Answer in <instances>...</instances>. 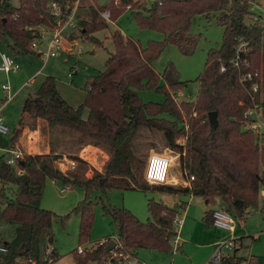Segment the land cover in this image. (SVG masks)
<instances>
[{"label": "trees", "instance_id": "obj_1", "mask_svg": "<svg viewBox=\"0 0 264 264\" xmlns=\"http://www.w3.org/2000/svg\"><path fill=\"white\" fill-rule=\"evenodd\" d=\"M254 0H108L88 6V17L79 18L78 35L71 38L100 44L95 35L108 26L101 12L109 11V20H116L129 10L137 25L164 34L161 40L149 39L142 45L113 30L109 38L113 50L105 59V67L86 79V92L78 105L63 98L56 86V77L47 74L34 92L22 103L17 126L8 138L0 136V144L12 145L23 129L37 130L40 123L69 133L67 143L76 151L25 153L10 164L0 153V220L13 225V236L4 238L0 227V264H53L61 255L54 247L52 221L59 216L64 222L71 213L79 216L78 246L71 250L75 264H89L106 254L108 264H132L131 257L139 248L157 251L172 249L177 235L175 222L181 204L169 205L161 199L147 198L148 217L140 219L129 208L104 203L102 210L116 224L115 245L110 241L78 247L89 240L93 224L94 189H141L148 192L186 193L201 196L208 203L219 198L224 209L236 221H245L251 209L264 212V131L253 127L254 117L244 114L257 109L264 121V21L254 18L249 9ZM56 2L57 16L50 5ZM75 0H0V43L5 39L14 57L38 55L31 42L42 26L51 28L58 17H65ZM222 27L220 44L207 50L201 72L195 78L198 90L194 99L178 101L175 94L186 87L178 69L169 61L163 71L153 68V61L168 43L183 54H191L199 35L190 31L192 19L201 14L210 16ZM239 39L247 41L245 54L250 64L238 68L231 63ZM225 66L220 73L219 67ZM251 70L253 77L241 81L240 73ZM256 90L252 89L253 84ZM153 89L163 100H144L138 89ZM88 113L83 117V109ZM215 110L217 125L212 127L208 112ZM140 127L162 132L165 144L178 153L184 176L193 175L189 185L171 182H149L144 175L145 159L137 152L132 135ZM182 137V138H181ZM183 139L180 141L179 139ZM103 149L107 157L96 169L78 155L85 145ZM66 153L77 161L74 169L62 170L56 160ZM91 168V173L85 172ZM185 177V178H186ZM75 184L83 189V197L73 208L58 215L44 208L41 199L46 180ZM202 221L212 224V210L206 209ZM234 252L222 254L218 264H264V255H238L246 246L244 237L234 238ZM207 264H213L210 261Z\"/></svg>", "mask_w": 264, "mask_h": 264}, {"label": "rangeland", "instance_id": "obj_2", "mask_svg": "<svg viewBox=\"0 0 264 264\" xmlns=\"http://www.w3.org/2000/svg\"><path fill=\"white\" fill-rule=\"evenodd\" d=\"M10 1L14 4L18 3V0ZM96 1L99 4H105L108 0ZM150 1L151 0H147V3ZM88 4V0H85V4L82 0H78V13L80 19L88 17ZM215 13L216 12H212L210 16L197 14L193 17L190 31L198 34L199 39L195 50L191 54H183L175 44L168 43L152 63L153 68L158 73H161L166 64L169 61H172L178 69L180 78L187 80L186 87L175 94V98L178 101L181 99L191 100L195 98L198 90V82L195 78L202 70L207 50L210 47H217L220 44L222 27L216 22L213 15ZM106 20L108 21V26L95 32L100 44L76 37L74 38V42L80 47V51H75L71 54L60 51L55 56L50 57L45 63L39 55L35 54L16 57L19 63V69L16 73L10 72L9 74V83L11 86L10 92H14L16 88L26 80L28 75L35 72L33 74L35 77H33L32 80L29 79L26 81L27 85L18 89L16 93L13 94L12 98L5 102H3L2 99L6 95V90L1 88V83L6 81V77L4 73L0 71V106H2L0 109V115L3 116V122L9 129L8 132L4 134L5 137H9L12 129L17 126L24 98L35 91L38 83L41 82L40 80L45 74L47 75V73L56 76V86L61 92V95L65 94V97L72 104H79L82 101L84 91L86 92L85 83L87 77L99 72L105 67V59L113 50V43L109 38V35L113 30H121L124 35L137 40L142 45H144L149 39L161 40L164 37V34L158 30L139 27L128 9L125 10L116 20ZM73 33L75 36L78 35V25L76 29L73 30ZM7 42H9V39H5L0 43V52L6 51L9 53ZM42 68L43 70L38 74L36 71H40ZM71 70L72 73L69 75ZM138 93L144 100L161 101L164 98V95L161 92L148 88L138 89ZM87 113V108H84L82 112L83 117H86ZM256 131L260 134L264 131L263 122L259 124ZM33 133L35 135V143L32 144L33 147L31 150L33 152H45L51 148L57 152L76 151L74 146H70L68 143L67 145L65 144L70 137L67 131H63L59 128H48L46 124L40 123L38 129L33 131ZM25 137L26 134L24 133L19 139L22 147L23 142H26ZM181 138L179 139L180 141L183 140ZM132 141L137 145V152L141 153L140 155L143 154L142 157L145 159L144 169L147 158L151 153L168 154L172 160L167 177L169 180H173V183L183 185L186 176L181 172L178 153L165 144L161 131L140 127L134 131ZM77 152L82 154L89 165L93 168H100L107 157V154L103 149L89 144L83 146ZM85 173L87 175L91 173L89 168ZM173 177L175 180L172 179ZM48 180H46L47 184H45L46 187L44 188V194L42 195L43 200L41 199V205L44 208L55 211L58 215H63L69 212L83 197V189L75 184H69V189L61 192L60 188L64 186L62 181ZM163 195L164 194L160 192H145L137 188L94 189L91 194L94 203L93 224L89 233V240L80 247H90L94 245L96 241H100L103 237L116 233V224L112 221L111 217L102 210L101 200L104 203L127 207L140 219L144 220L148 217L147 198L154 197L159 199L163 198ZM181 195L184 202H187L188 195ZM201 199L202 198L197 195L192 197L190 203L193 204L190 207L188 217L183 220L182 223L175 222L177 232L179 230V233H181V237L184 240V246L182 248L180 247L169 251L139 248L137 250L139 256L133 259V261L136 262L137 259H141L146 264H207L213 253H215V251H213L211 255L209 253L211 250V247L207 245V242L210 240L209 234L215 231L216 234L220 235L222 238H227L231 236V232H229V230L212 228V225L208 227H211V232L205 230L207 227L204 226L201 219ZM220 203L221 204L219 205L221 206L216 205V207L224 209L223 202L220 201ZM78 225L79 216L75 213H71L64 222H62L59 216L53 218V245L61 255V258L53 264H74L71 250L78 246ZM0 227L4 230L5 239H9L13 236V225L0 220ZM234 233L242 234L244 237V243L247 244L237 250L236 253L238 255H264V212H262L260 208L251 209L245 221H238ZM255 233H259V236L257 237L256 234L254 237ZM234 247V245L228 246L225 244L221 248L219 256L222 254L233 253ZM105 258L106 254L97 260L91 261L89 264H108L105 261Z\"/></svg>", "mask_w": 264, "mask_h": 264}, {"label": "built area", "instance_id": "obj_3", "mask_svg": "<svg viewBox=\"0 0 264 264\" xmlns=\"http://www.w3.org/2000/svg\"><path fill=\"white\" fill-rule=\"evenodd\" d=\"M53 12L58 16V8L56 2L50 3ZM249 9L253 12L254 18H260L264 21V0H254L250 3ZM77 11H78V0H75L71 11L65 17H58L56 19V23L53 27L47 28L42 26L39 31V36L35 38L31 42V48L35 50L44 63L50 58L55 56L60 51H70L75 47L74 40L70 37V33L73 32L77 27ZM102 17L109 19V11L104 10L101 12ZM80 49V47H78ZM248 50L247 41L239 39V43L236 47L235 55L231 59V63L241 68V66H248L250 64L249 60L245 56ZM19 69V63L13 55L6 51L0 52V71L5 74L6 81L1 83V88L7 91L5 100L10 99L13 94L10 93V84L8 81V75L11 73L17 72ZM220 73L225 71V66L221 65L218 70ZM241 81L249 80L253 77V72L251 70H246L240 73ZM257 85L254 83L252 85V89L256 90ZM244 114L250 115L254 117L253 127H258L261 122L264 121L261 119V113L257 109H247ZM7 125L3 122V116L0 115V135H4L8 132ZM35 130L23 129L22 134H26V142H23V147L21 146V142L19 139L12 145H8L4 148L5 160L7 163L13 164L15 161L21 157L25 153H32V147L35 143V135L33 133ZM169 150V148H168ZM78 155L82 158L83 155L78 153ZM85 159V158H84ZM86 160V159H85ZM172 158L166 153H151L146 161L144 175L147 181L149 182H157L164 183L168 182V172L171 165ZM57 165L62 168V170L74 169L77 165V161L75 158L69 156L66 153H62L60 157L56 160ZM91 171V168H89ZM191 179H193V175H189L186 177L185 181L187 185H189ZM69 188V184H64L63 187L60 188L61 192H64ZM262 195L264 194V190L261 191ZM179 220L176 219V222ZM212 225L221 229H233L234 227V218L225 209L222 208H214L212 209ZM177 244L176 237L172 240V248H175ZM227 244L228 246L234 245V239L229 237L227 239H223L219 241L218 248L215 253H213L210 258V262L213 264H218L219 261V248L222 245ZM6 248L0 244V252H5ZM78 251H81V247H78ZM32 264L35 262L32 260ZM132 264H143L140 261H131Z\"/></svg>", "mask_w": 264, "mask_h": 264}, {"label": "crops", "instance_id": "obj_4", "mask_svg": "<svg viewBox=\"0 0 264 264\" xmlns=\"http://www.w3.org/2000/svg\"><path fill=\"white\" fill-rule=\"evenodd\" d=\"M83 1V3L85 4V0H82ZM89 1V4H88V6L90 5V4H94L95 2H97L96 0H88ZM79 5H80V1H79ZM73 40H74V38H72ZM75 51H80V49H78V46L77 45H75V47L73 48V49H71L70 51H65V53H67V54H71V53H73V52H75ZM43 70V68L39 71V70H37L36 72L39 74V73H41V71ZM16 73V72H15ZM35 73V72H34ZM34 73H32V74H30V75H28L27 77H26V80H24V82H22L20 85H19V87L18 88H16V90L14 91V92H10V93H12V94H14V93H16V91L18 90V89H21V88H23L25 85H27V82L26 81H28L29 79L30 80H32L33 79V77H35V75H33ZM36 73V74H37ZM71 73H72V70L69 72V75H71ZM47 74H49V73H47ZM5 75V74H4ZM33 75V76H32ZM46 75V74H45ZM44 75V76H45ZM43 76V77H44ZM55 76V75H54ZM56 77V76H55ZM43 79V78H42ZM41 79V80H42ZM5 80H6V78H5ZM40 80V81H41ZM8 81H9V75H8ZM3 83V82H2ZM40 83V82H39ZM39 83H38V85H39ZM10 84V83H9ZM38 87V86H37ZM58 88V87H57ZM10 89H11V86H10ZM10 91V90H9ZM59 91V90H58ZM60 92V91H59ZM6 94H7V91H6ZM60 94H61V92H60ZM84 95H85V91H84V94H83V97H84ZM63 96V98L64 99H66V101L68 102V103H70V104H72L66 97H65V94L64 95H62ZM5 97H6V95L3 97V102H5V101H7V100H5ZM12 98V97H11ZM10 98V99H11ZM82 100H83V98H82ZM72 105H75V104H72ZM77 105H78V103H77ZM1 107L2 106H0V109H1ZM1 137H3V138H8V137H5L4 135H0ZM6 146H8V145H3V144H0V153H4V148L6 147ZM49 150H46L45 152H48ZM102 168V165H101V167L100 168H96V169H101ZM172 179H174L175 180V178L173 177ZM48 181H54V180H48ZM168 182H171V183H173L174 181L172 180H168ZM46 184H47V182H46ZM183 185H187V183H186V181H185V179H184V181H183ZM46 187V186H45ZM69 189V188H68ZM67 190V189H66ZM44 194V193H43ZM164 195H163V198H159V199H161V200H163V202L164 203H166V204H169V205H178V204H181V206H180V208H179V212H178V215H177V219L179 220L178 221V223H182L183 222V220H185L187 217H188V215H189V210H190V207H191V205L193 204V203H190V199L192 198V197H194V196H196V195H193L191 192H186V193H172V194H167V193H163ZM181 194H187L188 195V200H187V202H184V199H182V195ZM43 197V196H42ZM200 198H202L201 200V207H202V214H201V219H202V216H203V214H204V212H205V210L206 209H210V210H212V209H214V208H218V207H216V205L217 206H221V205H219V204H221L220 203V199L218 198L217 200H216V203H214V204H210V203H208L207 202V200L206 199H204L203 197H201V196H199ZM43 200V199H42ZM41 200V201H42ZM190 203V204H189ZM189 204V205H188ZM45 207H47V206H45ZM203 222V221H202ZM237 222L238 221H236V220H234V227H233V229H223V230H229V232H231V236H229V237H232L233 239L234 238H236V236L237 235H239V236H242V234H235L234 233V231H235V229H236V224H237ZM212 225V224H211ZM211 228V227H210ZM210 228H206L205 230L206 231H210V230H212V229H210ZM212 228H215V229H221V228H218V227H215V226H213L212 225ZM214 229V230H215ZM211 232V231H210ZM257 234V237L259 236V233H255L254 234V237H255V235ZM246 235V234H245ZM209 236H210V240L207 242V245L208 246H210L211 247V250L209 251V253H210V255L213 253V251H216V249L218 248V244H219V241L220 240H223V239H227V238H229V237H227V238H222L220 235H217L216 234V232L214 231V232H211V234H209ZM107 237H110V240L111 239H113L114 241H115V234H113V235H108V236H105V237H103L100 241H103V240H105ZM238 237V236H237ZM253 237V236H252ZM176 239H177V244H176V247L175 248H172L171 250H175V249H178V248H182L183 246H184V244H183V238L181 237V233H179V230H178V232H177V235H176ZM235 240V239H234ZM224 245H222L220 248H219V251L221 250V248L223 247ZM56 249V248H55ZM246 255H248V254H246ZM139 256V252L137 251L136 252V255L135 256H133V257H131V259L133 260V259H135L136 257H138ZM61 258V257H60ZM137 260H140L143 264H146L143 260H141V259H137ZM136 260V261H137ZM74 264H75V262H74Z\"/></svg>", "mask_w": 264, "mask_h": 264}, {"label": "water", "instance_id": "obj_5", "mask_svg": "<svg viewBox=\"0 0 264 264\" xmlns=\"http://www.w3.org/2000/svg\"><path fill=\"white\" fill-rule=\"evenodd\" d=\"M208 121L212 127L217 125V114L215 110L208 112ZM115 245V241L111 239L106 246V250H110Z\"/></svg>", "mask_w": 264, "mask_h": 264}]
</instances>
